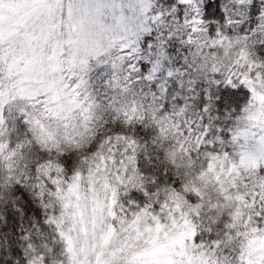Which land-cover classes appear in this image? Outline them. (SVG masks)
Returning a JSON list of instances; mask_svg holds the SVG:
<instances>
[{
    "label": "snow or ice",
    "instance_id": "obj_1",
    "mask_svg": "<svg viewBox=\"0 0 264 264\" xmlns=\"http://www.w3.org/2000/svg\"><path fill=\"white\" fill-rule=\"evenodd\" d=\"M0 264H264V0H0Z\"/></svg>",
    "mask_w": 264,
    "mask_h": 264
}]
</instances>
